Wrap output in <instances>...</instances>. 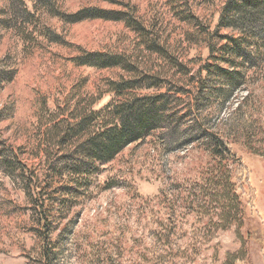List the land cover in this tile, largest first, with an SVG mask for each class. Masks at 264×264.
<instances>
[{
  "label": "rangeland",
  "instance_id": "1",
  "mask_svg": "<svg viewBox=\"0 0 264 264\" xmlns=\"http://www.w3.org/2000/svg\"><path fill=\"white\" fill-rule=\"evenodd\" d=\"M116 2L0 0V135L7 146L24 154L30 166L42 170L49 158L43 146H58L52 135L59 132L56 123L67 118L69 106L77 102L88 106L93 96L100 98L93 109L104 108L115 98L107 82L126 75L120 67L80 65L77 61L83 54L131 56L145 70L163 75L165 90L184 88L185 100L198 85V72L210 55L209 34L214 33L227 0ZM122 4L137 8L147 31L169 56L148 51L124 19L82 15L87 8L123 14ZM181 10L196 17L198 24L183 21ZM219 32L229 33L224 28ZM246 77L249 83L235 91L211 125L228 134L243 163L236 179L247 217L241 233L245 238L248 231L253 234L246 244L247 257L237 264H264V66ZM189 135L153 133L108 164L98 183L114 180L116 187L96 188L93 199L77 208L76 225L64 235L54 264L91 260L105 264L97 262L105 254L114 264H223L227 254L238 252L242 240L234 228L204 241L194 235L191 216L173 217L180 229L170 240L161 236V223L171 225L161 191L174 181L194 178L209 158L197 144L184 143ZM162 146L188 147L169 153ZM31 210L16 180L0 166V264H39Z\"/></svg>",
  "mask_w": 264,
  "mask_h": 264
},
{
  "label": "trees",
  "instance_id": "2",
  "mask_svg": "<svg viewBox=\"0 0 264 264\" xmlns=\"http://www.w3.org/2000/svg\"><path fill=\"white\" fill-rule=\"evenodd\" d=\"M122 5H125L123 14L87 8L82 15L124 19L141 36L142 45H146L148 51L169 56L166 47L147 31L137 16V8ZM179 13L183 21L198 24L196 17L182 10ZM221 14L214 33L209 34L210 55L198 72V85L194 92H189L188 100L181 97L188 93L184 88L179 87L174 92L165 90L163 75L145 70L131 56L83 54L77 61L80 65L120 67L126 75L107 82L108 92L114 93L115 98L104 108L93 109L100 98L91 96L88 106L77 102L69 106L67 118L56 120L60 130L52 135V140H56L58 146H43L49 158L42 170L30 166L24 154L14 146H7L0 135V166L16 180L32 206L39 264L55 263L64 235L76 225L73 217L80 213L77 208L93 199L95 189L116 187L114 180L98 183L105 167L129 145L164 130L172 136L190 134V140L184 143L197 144L209 158L196 169L194 178L174 181L161 191L160 197L171 212V225L162 222L160 235L170 240V235L180 229L173 217L191 216L194 235L204 241H211L219 231L236 230L242 247L236 253L227 254L223 264H237L247 257L246 244L253 233L248 231L246 238L241 233L247 217L241 187L236 180L241 177L243 163L232 150L228 134L211 123L214 117L220 116L235 91L249 83L245 75L256 73L264 66V0H227ZM221 28L229 33L220 34ZM178 62L172 61L176 65ZM151 89L156 92L142 93ZM162 147L170 153L188 146ZM97 260L115 263L110 254Z\"/></svg>",
  "mask_w": 264,
  "mask_h": 264
}]
</instances>
